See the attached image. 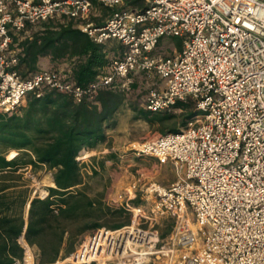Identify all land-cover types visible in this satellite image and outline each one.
<instances>
[{
	"label": "built area",
	"instance_id": "obj_1",
	"mask_svg": "<svg viewBox=\"0 0 264 264\" xmlns=\"http://www.w3.org/2000/svg\"><path fill=\"white\" fill-rule=\"evenodd\" d=\"M127 1L0 0V112L45 87L75 102L93 100L102 88L127 87L137 72L160 80L148 89L145 110L171 111L178 100H191L200 111L179 131L137 149L172 161L178 179L150 182L131 223L97 228L70 257L47 264H264V0H142V7ZM95 5L112 10L103 24L91 20ZM50 19L71 20L94 42L115 40L121 51L86 86L61 69L23 77L13 33ZM163 37L180 38L181 48L157 50ZM135 190L133 182L131 195ZM153 216L176 222L160 247L158 234L140 227ZM147 234L155 240L146 243ZM19 242L38 264L33 247L23 236ZM105 256L113 259L99 261Z\"/></svg>",
	"mask_w": 264,
	"mask_h": 264
},
{
	"label": "trees",
	"instance_id": "obj_2",
	"mask_svg": "<svg viewBox=\"0 0 264 264\" xmlns=\"http://www.w3.org/2000/svg\"><path fill=\"white\" fill-rule=\"evenodd\" d=\"M126 4L143 6L142 0H129ZM99 11L91 16L95 24H103L112 12L101 5ZM174 38L175 45L170 50H179L181 39ZM11 46L17 51V68L23 77L39 70L40 57L47 56L54 63L52 69H60L56 62L70 61V66L61 70L71 81L86 86L108 62L104 46L94 42L71 20L50 19L28 25L13 33ZM142 73L131 74L128 85L134 86L132 78ZM127 87L102 88L93 100L84 98L80 102L45 87L41 95L29 93L25 104L17 109L0 112V264H29V251L24 255L21 236L35 249L38 264H47L74 253L79 235L88 230L118 229L130 223L132 208L142 203L140 193L113 201L109 199L111 183L107 194L102 191L91 197L82 178L85 162L77 158L81 150L94 149L106 140V129L123 104ZM174 107L180 109V126L161 129L156 138L179 131L200 113L191 100H178ZM136 110L150 124L174 116L140 107ZM11 150L16 154L10 158ZM98 166L103 167L104 161H98ZM28 168L32 172L42 168L53 171L54 186L45 188V196L32 195L30 179L25 176ZM91 171L98 172L94 165ZM170 231L163 232L162 237Z\"/></svg>",
	"mask_w": 264,
	"mask_h": 264
},
{
	"label": "rangeland",
	"instance_id": "obj_3",
	"mask_svg": "<svg viewBox=\"0 0 264 264\" xmlns=\"http://www.w3.org/2000/svg\"><path fill=\"white\" fill-rule=\"evenodd\" d=\"M175 41L176 38L174 37H163L158 44L157 50L171 53L173 50L170 49L175 45ZM174 49L178 50L176 47ZM132 79L135 84L134 86L128 85L126 98L111 120V126L107 128L106 140L91 149L90 156L80 159V161L85 162L81 169L85 183L84 188L91 197L98 196V193L102 191L107 194L112 183L109 199L122 201L132 196L130 191L133 182H136L137 185V190L133 194L138 192L141 196L143 193L142 189H145L150 182L167 186L178 179L177 170L172 161L169 159L160 161L150 155L138 154L137 149L141 144L155 140L161 129L167 130L173 125L180 126V109L174 108L171 111L160 112L161 114H172L174 116L166 118L162 123L150 124L138 115L136 109L139 107L143 108V101L148 89L158 86L160 80L153 73L150 75L142 73ZM15 153V150H11L8 155L12 157ZM109 153L114 156L109 158L107 156ZM91 156H95V159L90 158ZM100 160L104 161V166L101 168L98 166V161ZM93 165L98 172L92 174L91 167ZM52 172V170L45 168L34 172L28 168L25 171V176L30 179L32 195L37 193L41 196L47 192L45 188L50 185L45 180L52 175ZM51 177L53 178V175ZM142 202H145V200H142ZM147 210L148 208L146 207L142 209L145 213ZM136 213L138 214V212ZM134 216L135 214L132 212L131 217L133 218ZM175 226V218L171 216L155 218L153 216L152 220L140 223L142 229L158 234L157 247L167 242L169 234L175 230ZM169 229L171 231L162 237L161 234ZM90 232L88 230L79 235L77 244L86 241ZM31 257L29 256V264H32ZM68 257L70 256L66 258Z\"/></svg>",
	"mask_w": 264,
	"mask_h": 264
},
{
	"label": "crops",
	"instance_id": "obj_4",
	"mask_svg": "<svg viewBox=\"0 0 264 264\" xmlns=\"http://www.w3.org/2000/svg\"><path fill=\"white\" fill-rule=\"evenodd\" d=\"M99 12H100L99 11V5H95L93 12H92V15H98ZM104 48L106 50V56L108 58L121 51V47H120L119 43L115 40H111L108 43H106L104 45ZM53 64L54 63L50 62L49 57L43 56V57H40V59L38 61V69L50 68ZM55 64L57 65L58 68L64 69V68H66V67L68 68V66H70V61L62 60L60 62H56ZM115 114H116V112H115ZM106 133H107V129H106ZM28 255L31 257L30 253H28ZM31 259H32V257H31Z\"/></svg>",
	"mask_w": 264,
	"mask_h": 264
},
{
	"label": "bare ground",
	"instance_id": "obj_5",
	"mask_svg": "<svg viewBox=\"0 0 264 264\" xmlns=\"http://www.w3.org/2000/svg\"><path fill=\"white\" fill-rule=\"evenodd\" d=\"M91 149H84V150H81L80 151V153H79V155L77 156V158L78 159H83V158H85V157H87V156H90V154H91ZM48 174V173H47ZM46 174V175H47ZM48 176V175H47ZM52 176V175H51ZM51 176H49V178L48 179H46L45 181L49 184V185H54V181H53V178L51 177ZM136 215H137V213H136ZM147 237H148V241H146V243H149L150 241H154L155 240V236H154V234H147ZM148 245V244H147ZM147 248L149 247V246H146ZM145 249L146 248H143V247H141V253L142 254H144V253H146L145 252ZM106 259H113V257H110V256H105V257H103V258H101V259H99V261H101V260H106ZM103 262V261H102Z\"/></svg>",
	"mask_w": 264,
	"mask_h": 264
},
{
	"label": "water",
	"instance_id": "obj_6",
	"mask_svg": "<svg viewBox=\"0 0 264 264\" xmlns=\"http://www.w3.org/2000/svg\"><path fill=\"white\" fill-rule=\"evenodd\" d=\"M15 154H16V153H15ZM15 154H14V155H15ZM10 158H11V157H10ZM51 186H54V185H51ZM29 205H30V203L28 202V204H27V209L29 208Z\"/></svg>",
	"mask_w": 264,
	"mask_h": 264
}]
</instances>
